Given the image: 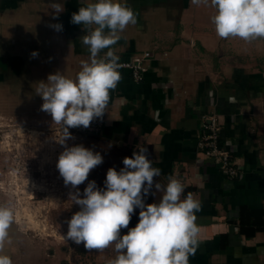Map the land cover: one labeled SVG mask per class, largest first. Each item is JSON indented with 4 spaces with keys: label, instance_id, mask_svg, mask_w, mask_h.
<instances>
[{
    "label": "crops",
    "instance_id": "1",
    "mask_svg": "<svg viewBox=\"0 0 264 264\" xmlns=\"http://www.w3.org/2000/svg\"><path fill=\"white\" fill-rule=\"evenodd\" d=\"M94 2L0 0V116L52 118L41 110L38 84L57 71L74 79L81 61H89L81 43L84 26L71 17ZM127 3L137 23L119 34L112 50L119 60L144 52L152 57L140 82L119 70L105 113L92 121L100 122L95 135L131 155L138 145L146 147L152 166L161 169L154 182L166 186L175 176L184 185L181 199L191 193L200 202L199 243L189 264H264V225L251 238L239 231L250 226L251 212H262L264 220V39L219 37L212 21L216 9L190 0ZM54 4L62 11L56 13ZM56 24L62 30L50 26ZM212 114L240 171L236 180L197 147L201 122ZM162 195L153 187L150 204Z\"/></svg>",
    "mask_w": 264,
    "mask_h": 264
},
{
    "label": "clouds",
    "instance_id": "2",
    "mask_svg": "<svg viewBox=\"0 0 264 264\" xmlns=\"http://www.w3.org/2000/svg\"><path fill=\"white\" fill-rule=\"evenodd\" d=\"M190 2L216 9L212 21L219 37H238L247 43L264 39V0ZM53 9L56 13L62 11L58 4ZM71 22L87 30L81 43L90 54L89 61H81V70L74 79L57 71L49 74L37 89V95L44 101L41 110L61 125L62 134L57 142L64 146V151L56 167L65 185L76 189L70 193V200L80 207L67 221L64 238L77 245L83 243L89 251L100 252L114 245L116 255L107 264H189V256L199 243L195 221L201 204L191 193L181 199L184 185L175 176H168L166 186L154 183L161 169L152 166L146 147L138 145L131 158L123 159L124 167L119 171L109 168L104 188L89 181L80 198L78 186L87 180L91 170L103 163V157L83 145L68 147L66 141L73 138L69 129L88 128L94 118L105 113L110 91L121 80L120 58L112 46L129 24L137 23V17L127 0H96L74 12ZM50 26L56 30L63 27ZM31 55L35 57L38 53ZM153 187L163 191L162 198L159 203L146 204L144 197ZM136 208L140 210L138 224L121 235ZM13 222L11 204L0 203V264H13L11 257L3 254Z\"/></svg>",
    "mask_w": 264,
    "mask_h": 264
},
{
    "label": "rangeland",
    "instance_id": "3",
    "mask_svg": "<svg viewBox=\"0 0 264 264\" xmlns=\"http://www.w3.org/2000/svg\"><path fill=\"white\" fill-rule=\"evenodd\" d=\"M218 123L220 126L219 118ZM69 132L73 138L66 141L68 147L83 145L103 157V163L78 186L80 198L89 181L104 188L107 170L119 171L124 167L123 159L132 157L129 151L78 127ZM61 134V125L50 117L0 116V203H10L14 211L3 254L9 255L13 264H76L81 258L105 264V256L109 260L116 255L114 245L100 252L89 251L83 243L77 245L64 238L67 221L80 207L70 200L76 189L65 185L56 167L64 151L57 142ZM144 200L150 204L151 197ZM135 216H131L128 228L121 229V235L138 224Z\"/></svg>",
    "mask_w": 264,
    "mask_h": 264
},
{
    "label": "built area",
    "instance_id": "4",
    "mask_svg": "<svg viewBox=\"0 0 264 264\" xmlns=\"http://www.w3.org/2000/svg\"><path fill=\"white\" fill-rule=\"evenodd\" d=\"M94 27V26H93ZM85 35L87 30L83 29ZM104 54V53H103ZM101 54V55H103ZM152 57L151 53L144 52L132 55L128 60H119L121 65L119 70L129 72L133 82H140L145 72L144 64ZM79 130L89 134H97L100 129V122L90 123L88 128L78 127ZM197 147L211 163L230 181L239 177L240 171L236 164L231 161L232 152L220 142L218 117L214 114L206 117L201 122ZM80 259V258H78ZM76 264H104L88 261L85 259L78 260Z\"/></svg>",
    "mask_w": 264,
    "mask_h": 264
},
{
    "label": "trees",
    "instance_id": "5",
    "mask_svg": "<svg viewBox=\"0 0 264 264\" xmlns=\"http://www.w3.org/2000/svg\"><path fill=\"white\" fill-rule=\"evenodd\" d=\"M231 161H233V160H231ZM249 216L251 218L250 226L248 228H245L242 226V227H240L239 231L245 237L251 238L254 236L255 227L264 225V220H263V213L260 211L259 212H251V213H249Z\"/></svg>",
    "mask_w": 264,
    "mask_h": 264
}]
</instances>
